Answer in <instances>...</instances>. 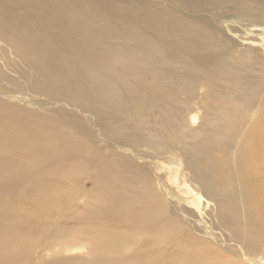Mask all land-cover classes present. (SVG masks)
Returning <instances> with one entry per match:
<instances>
[{
  "label": "bare ground",
  "instance_id": "1",
  "mask_svg": "<svg viewBox=\"0 0 264 264\" xmlns=\"http://www.w3.org/2000/svg\"><path fill=\"white\" fill-rule=\"evenodd\" d=\"M263 53L264 0H0V264L264 255Z\"/></svg>",
  "mask_w": 264,
  "mask_h": 264
},
{
  "label": "rangeland",
  "instance_id": "2",
  "mask_svg": "<svg viewBox=\"0 0 264 264\" xmlns=\"http://www.w3.org/2000/svg\"><path fill=\"white\" fill-rule=\"evenodd\" d=\"M264 55V53H263ZM164 166L168 168V171H167V174L165 172V176H164V180L165 182L171 187V188H174L175 192L176 193H179V185H178V170H177V167L175 166H172L171 163H168L166 161H164ZM172 167V168H171ZM85 185V189L87 188V190L89 189H92L93 188V182L91 180L89 181H86V183H84ZM48 209V208H47ZM47 209H45L44 211H46ZM24 213L21 212V215L23 216ZM45 215H47V217H49L48 215V212L46 211L45 212ZM42 221V220H39L38 221V224L39 222ZM44 222V221H42ZM32 224V223H31ZM63 225H66L67 224V221L66 219H63L62 223ZM33 226V225H32ZM45 227V226H43ZM261 259V260H259ZM247 264H264V255H259V256H256V257H249L248 258V262H246Z\"/></svg>",
  "mask_w": 264,
  "mask_h": 264
}]
</instances>
